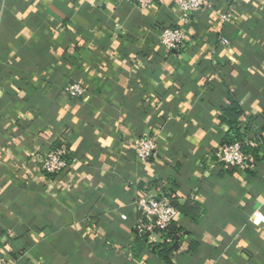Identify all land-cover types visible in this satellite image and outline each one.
Returning a JSON list of instances; mask_svg holds the SVG:
<instances>
[{
    "label": "crops",
    "instance_id": "crops-1",
    "mask_svg": "<svg viewBox=\"0 0 264 264\" xmlns=\"http://www.w3.org/2000/svg\"><path fill=\"white\" fill-rule=\"evenodd\" d=\"M210 5L0 0L6 264H264V0ZM169 26L188 32L182 48L160 44ZM232 101L235 126L223 120ZM148 132L159 155L142 163L133 143ZM241 138L260 142L245 171L217 157ZM62 144L70 165L43 172L35 155ZM148 188L179 205L167 259L148 244L162 235L139 242L134 201Z\"/></svg>",
    "mask_w": 264,
    "mask_h": 264
},
{
    "label": "built area",
    "instance_id": "built-area-1",
    "mask_svg": "<svg viewBox=\"0 0 264 264\" xmlns=\"http://www.w3.org/2000/svg\"><path fill=\"white\" fill-rule=\"evenodd\" d=\"M142 9L152 8L157 0H124ZM184 15L210 7V0H175ZM160 44L167 50L182 48L188 40V32L181 26L164 27L159 36ZM224 45H230L227 37L222 38ZM66 92L76 97H83L86 93L81 83H71L66 86ZM159 138L157 133H144L134 140L133 148L138 160L147 163L159 155ZM258 138H241L223 145L218 154V161L227 167H235L243 171L250 169L256 162L254 152L258 150ZM253 151H252V150ZM35 160L45 173L63 172L72 161L70 150L66 144L53 148L47 153H37ZM139 213L140 223L137 231L141 235L152 237L162 235L163 240H169L167 231L180 216V211L174 204V194L164 190L148 188L139 193L134 201ZM0 264H6L0 257Z\"/></svg>",
    "mask_w": 264,
    "mask_h": 264
},
{
    "label": "trees",
    "instance_id": "trees-1",
    "mask_svg": "<svg viewBox=\"0 0 264 264\" xmlns=\"http://www.w3.org/2000/svg\"><path fill=\"white\" fill-rule=\"evenodd\" d=\"M243 115V111L241 110L240 106L238 105V103L236 101H232V104L229 108H227L225 110V115L223 117L224 121H227L229 125L231 126H235L238 121L239 118ZM174 204L177 206L178 208V202H176V200H174ZM176 222L173 223L171 225V227L169 228V230L167 231V236L169 238V240H165L162 243H158V244H154L149 242L148 244L159 253V255L163 256L165 259L168 258L169 254L177 249V243L174 242L175 238L177 236V233L175 234L174 230L176 227ZM148 237L147 235H144L142 237H140L139 242H148ZM172 240V241H171Z\"/></svg>",
    "mask_w": 264,
    "mask_h": 264
}]
</instances>
